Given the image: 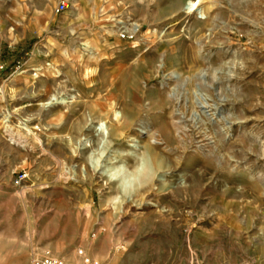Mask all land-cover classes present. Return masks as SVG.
<instances>
[{"label":"rangeland","instance_id":"rangeland-1","mask_svg":"<svg viewBox=\"0 0 264 264\" xmlns=\"http://www.w3.org/2000/svg\"><path fill=\"white\" fill-rule=\"evenodd\" d=\"M59 1L0 0V264H264V0Z\"/></svg>","mask_w":264,"mask_h":264},{"label":"built area","instance_id":"built-area-1","mask_svg":"<svg viewBox=\"0 0 264 264\" xmlns=\"http://www.w3.org/2000/svg\"><path fill=\"white\" fill-rule=\"evenodd\" d=\"M66 2L65 0H60L56 6V11H63L66 8ZM125 35H127V28L124 27L123 29L121 28L120 32H119V37L120 38H124ZM3 71V64L0 61V74ZM26 177V173L25 172H18L16 173L15 177H14V182L18 183L20 181H22L24 178ZM81 250H79V254H81ZM85 262H89L88 258H85ZM30 264H72L71 262L59 258V257H54V256H41V257H33L30 260Z\"/></svg>","mask_w":264,"mask_h":264},{"label":"bare ground","instance_id":"bare-ground-1","mask_svg":"<svg viewBox=\"0 0 264 264\" xmlns=\"http://www.w3.org/2000/svg\"><path fill=\"white\" fill-rule=\"evenodd\" d=\"M198 9H199V0H188L187 1V4L185 5V10L187 11V12H198ZM199 13L201 14V10L199 11ZM135 27H138V25L137 24H133ZM164 67V66H163ZM170 78H172L173 79V77L172 76H170ZM179 78H175V79H173L174 81L175 80H178ZM2 83V82H1ZM4 83V82H3ZM2 87V86H1ZM50 100H52V99H50ZM49 104L51 103V101H49L48 102ZM59 103V102H58ZM112 113V118L111 119H113L114 121H115V114L113 113V112H111ZM110 116V117H111ZM173 127V126H172ZM73 264V263H72Z\"/></svg>","mask_w":264,"mask_h":264}]
</instances>
